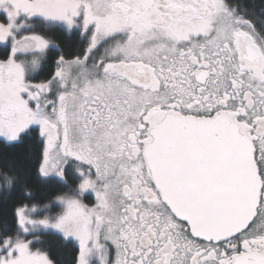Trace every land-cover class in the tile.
Returning a JSON list of instances; mask_svg holds the SVG:
<instances>
[{
	"label": "snow or ice",
	"instance_id": "snow-or-ice-1",
	"mask_svg": "<svg viewBox=\"0 0 264 264\" xmlns=\"http://www.w3.org/2000/svg\"><path fill=\"white\" fill-rule=\"evenodd\" d=\"M0 264H264V0H0Z\"/></svg>",
	"mask_w": 264,
	"mask_h": 264
},
{
	"label": "trees",
	"instance_id": "trees-1",
	"mask_svg": "<svg viewBox=\"0 0 264 264\" xmlns=\"http://www.w3.org/2000/svg\"><path fill=\"white\" fill-rule=\"evenodd\" d=\"M17 149L9 148L0 144V163L7 162L8 159H11L17 153ZM0 207H4V205H0ZM56 256L64 262V264H68V262L72 258V248L71 246L64 247L59 246L55 249Z\"/></svg>",
	"mask_w": 264,
	"mask_h": 264
}]
</instances>
